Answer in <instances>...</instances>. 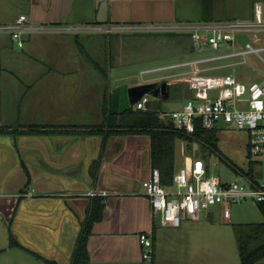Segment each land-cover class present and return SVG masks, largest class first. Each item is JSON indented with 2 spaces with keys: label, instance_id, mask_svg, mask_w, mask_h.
Masks as SVG:
<instances>
[{
  "label": "crops",
  "instance_id": "obj_1",
  "mask_svg": "<svg viewBox=\"0 0 264 264\" xmlns=\"http://www.w3.org/2000/svg\"><path fill=\"white\" fill-rule=\"evenodd\" d=\"M256 2L264 4V0H0V24L22 14L36 24L70 27L250 21ZM102 3L107 4L104 12ZM105 35L31 33L20 47L28 48L27 54L15 51L10 34L0 33V264H74L91 193L102 196L105 207L102 219L93 225L83 264H143L138 239L142 232L153 233V264H194L191 248L197 245L193 237L202 212L198 220L185 219L178 228L157 226L142 188L154 169L150 137L109 134L102 127L111 113L129 107L127 88L138 84L120 82L108 90L98 111L87 89L78 90L84 93L82 104L71 106L68 95L77 90L66 77L94 70L85 63L87 44L81 41ZM72 107L81 109L83 119L70 126L65 123ZM23 119L29 126L21 125ZM28 129L36 132H21ZM99 129L101 134L91 132ZM178 141L183 143L180 156L186 157L190 145L192 154H199L195 141ZM176 162L175 156V167ZM205 212V217L214 214L212 209ZM187 235L185 249L171 247Z\"/></svg>",
  "mask_w": 264,
  "mask_h": 264
},
{
  "label": "built area",
  "instance_id": "obj_2",
  "mask_svg": "<svg viewBox=\"0 0 264 264\" xmlns=\"http://www.w3.org/2000/svg\"><path fill=\"white\" fill-rule=\"evenodd\" d=\"M264 31V4L256 2L253 8V19L250 21L213 22L195 25L168 24H103L85 26L40 25L30 21L27 15H19L13 22L0 24V33L10 34L19 47L24 46V36L37 32H88L98 31L113 33H184L191 36L195 51L203 52L206 48L218 50L221 44L234 45L236 35L243 31ZM251 43L245 48L231 54L197 61L183 62L159 69L146 70L141 76L157 72L174 70L201 63L239 57V63L247 64L248 55L259 54ZM223 66L195 68L182 72H173L146 83H184L192 96L185 100L181 110L163 115L169 118L176 132L195 137L197 129L212 131L218 126H228L244 130L248 135V156L255 162L253 173L249 167L241 171L233 167L241 176V182H222L219 175L213 173V165L225 158L213 150L204 141L194 138L197 145L203 144L216 157L209 159L194 158L189 166L180 167L176 171L171 187H164L161 173L154 168L150 177L142 182V188L150 201L151 215L159 227L178 228L185 219L198 220L202 211L220 208L224 219L231 218L229 207L247 200L264 204V80L244 84L232 75H202ZM155 99L145 94L133 106L136 110H147L148 104ZM96 196V193H91ZM141 246L143 264H153L154 241L152 232H142L138 236Z\"/></svg>",
  "mask_w": 264,
  "mask_h": 264
},
{
  "label": "rangeland",
  "instance_id": "obj_3",
  "mask_svg": "<svg viewBox=\"0 0 264 264\" xmlns=\"http://www.w3.org/2000/svg\"><path fill=\"white\" fill-rule=\"evenodd\" d=\"M90 41H81L86 45L87 60L85 63L88 68H94L92 73L87 75H70L66 77V82L70 87L77 90L71 92L68 96L72 101L71 106L82 104L84 93L78 90L92 91L95 99L93 104L97 106V111L104 94L108 90H113L120 82L127 84H141L173 72H182L195 69L197 67L210 68L223 66L220 69L200 73L202 75H232L239 82L249 84L252 82H261L264 80V50L259 54L248 55V63L241 64L239 57H230L222 60L201 63L190 67H183L174 70L157 71L141 76L142 71L163 68L169 65H175L183 62L197 61L200 59L213 58L220 55L231 54L240 50V46L245 48L246 43H251L254 48H264V31H243L236 35L234 45L221 44L218 50L210 47L203 52L192 51V43L188 35L180 34L169 37L161 33H118L107 34V36H97L96 38H87ZM24 40V39H23ZM25 41V40H24ZM14 49L19 52H26L28 48L18 47L14 40ZM25 53V54H26ZM125 80V81H121ZM174 84V83H172ZM180 86L181 96L175 98L169 88V97L161 99L160 111L164 114L181 110L186 98L190 95L186 91V85ZM126 88V87H125ZM185 98V99H184ZM89 101V100H88ZM31 109V108H30ZM80 108H71L66 118L67 125H77V120L83 119L80 114ZM30 112V110H29ZM27 113V118L30 114ZM76 112V113H75ZM29 126V123L23 119L21 125ZM44 125V124H41ZM206 137L212 139L218 152L225 157V160L219 161L218 165H213V173L219 175L222 182H241V176L233 167L245 171L249 167L248 156V135L244 130L228 126H218L212 131H207ZM218 134V138L216 137ZM182 141H177V162L176 171L182 166H189L187 158H194L199 154L213 156L212 164L216 163V157L213 152H209L203 144H200L198 155H193L191 145L187 146L186 157L180 156ZM207 159V158H206ZM264 205V204H263ZM231 218L224 219L221 209L212 208L214 214L212 217H205L206 212L202 211V220L198 224L197 237H193V243L197 244L191 248L193 251L194 264H240L239 244L243 243L246 249L254 248L263 239L262 230L257 227L264 223V213L260 204L247 200L229 207ZM194 236V235H193ZM182 238V237H181ZM185 241H177L171 247L177 251L185 249L188 243V235ZM195 239L197 241H195ZM160 243L166 245V241ZM169 246V245H167ZM256 264H264V258Z\"/></svg>",
  "mask_w": 264,
  "mask_h": 264
},
{
  "label": "trees",
  "instance_id": "obj_4",
  "mask_svg": "<svg viewBox=\"0 0 264 264\" xmlns=\"http://www.w3.org/2000/svg\"><path fill=\"white\" fill-rule=\"evenodd\" d=\"M167 34L169 37L174 35H180L184 33H161ZM188 35L190 40L191 36ZM192 43V41H191ZM195 48L192 44V51L194 52ZM182 83H174L170 85V90L175 98H179L182 94L180 93V86ZM186 91L189 93L190 97L192 96L191 92L186 86ZM189 97V98H190ZM185 99V98H184ZM187 99V98H186ZM161 104L160 100H152L148 104L147 110H136L133 107L129 106L122 113L114 114L111 113L110 116H107L104 119L102 127H107L110 133L113 134H126V135H147L151 140V158L154 168H158L161 173V182L162 185L166 188L173 185V178L176 173L175 167V156H176V142L178 140H184L188 144L193 143L196 137L199 140L204 141L208 144L213 150L218 152L217 145L211 142L212 139L206 137L207 131L202 129H197L194 136H187L176 132L173 128L172 122L169 118L165 117L160 111ZM102 130L91 131L95 134H101ZM23 133L36 132L32 129L21 131ZM210 152V151H209ZM203 157L208 159L209 155H203ZM255 162L249 163V173H253L255 169ZM105 207V200L102 196H94L92 198V203L89 210V216L84 228V231L80 237L78 244V249L76 252L75 263L74 264H83L87 261V243L90 237L93 225L100 221L103 217V211ZM260 208L264 213V205L260 204ZM264 236V223L258 225ZM240 252V264H256L258 261L264 258V237L261 241L250 250L246 249V246L243 243L239 244Z\"/></svg>",
  "mask_w": 264,
  "mask_h": 264
},
{
  "label": "water",
  "instance_id": "obj_5",
  "mask_svg": "<svg viewBox=\"0 0 264 264\" xmlns=\"http://www.w3.org/2000/svg\"><path fill=\"white\" fill-rule=\"evenodd\" d=\"M107 4L102 3L101 9L104 12ZM102 21V20H101ZM169 85L167 83H146L138 84L127 88V98L129 106L133 107L145 94H149L154 98L162 96L168 97Z\"/></svg>",
  "mask_w": 264,
  "mask_h": 264
}]
</instances>
